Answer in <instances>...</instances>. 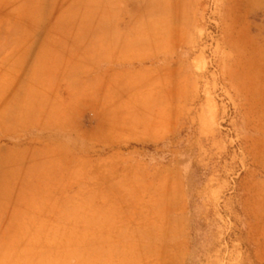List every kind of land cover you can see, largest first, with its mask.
<instances>
[{
    "label": "rangeland",
    "instance_id": "obj_1",
    "mask_svg": "<svg viewBox=\"0 0 264 264\" xmlns=\"http://www.w3.org/2000/svg\"><path fill=\"white\" fill-rule=\"evenodd\" d=\"M1 26L0 72L20 61L19 73L68 74L100 28L120 31L135 58L150 59L143 42L169 58L110 74L121 96L79 101L77 113L61 82L50 99L63 102L65 129L0 136L44 159L26 181L42 190L0 193V206H68L45 240L24 239L17 215L0 218V264H264V0H0ZM50 26L54 42L68 37L66 64L33 62ZM18 37L30 47L17 61ZM21 99L16 124L38 119ZM48 153L57 165L45 167Z\"/></svg>",
    "mask_w": 264,
    "mask_h": 264
},
{
    "label": "crops",
    "instance_id": "obj_2",
    "mask_svg": "<svg viewBox=\"0 0 264 264\" xmlns=\"http://www.w3.org/2000/svg\"><path fill=\"white\" fill-rule=\"evenodd\" d=\"M121 29L125 30L124 34H129L127 30L128 26L120 27V30ZM0 33H3L2 26L0 27ZM45 33L47 36H39V42L37 41V44L32 47L33 62L41 63V61H43L54 64L62 59L64 64H66L68 51L62 52L60 48L68 47V37L64 36L62 39L54 42L55 40L53 41L52 37L53 34L57 33V30L53 29L51 26ZM64 33H68V30L65 29ZM121 38L122 34L120 31L110 38L109 33H106L100 28L90 41H87L85 45L81 47L82 58L80 60H82V62H80V65L78 66L76 62H68V74L54 71L50 73H38L34 71V74H28L16 72L19 68L18 62H20L18 60L25 58L29 50L27 48L30 47L24 43L23 38L18 37L14 53V57L18 62L11 64L10 72L9 70L0 72V136L14 137L26 130L41 131L47 129H65L68 124H63L61 121L57 122L58 119H62V115L59 116L56 114V104L59 100H55L57 103L52 105V99H50H57L60 96L58 92H60L59 88L62 86L61 82H65L66 89L70 90V95H68V106L64 104L66 112L77 113L79 112V101L81 103L88 101V103L100 105L104 97L121 96L119 79H116L115 75L111 76L110 74H117L121 69L125 70V74H128L130 72L129 69L136 68L132 67L133 65L151 64L154 61L159 65L167 64L164 59L169 58V56L161 51L163 47L161 44L151 42L149 46V42H143L146 44V49H149L148 54H150V56L148 58L150 59L142 61L140 60L141 58L138 59L132 56V54L136 53V51H134L136 49L135 44L124 41ZM58 42L61 43V45L57 44ZM0 60H2L1 57ZM86 66L87 70L92 69L95 73L86 76L85 74L88 72L83 69ZM106 71L108 72L106 75H110L108 84H106L104 80L106 76L104 73ZM10 97L14 98V108L12 109H8L7 107ZM23 97H31L33 105L29 110L22 111L33 112L38 119H43L42 121H37L38 119L35 118L32 121L23 120L22 124H16L14 113L16 110H20V108L16 107ZM45 98H49L50 101L47 103ZM62 103L63 102L58 104L62 105ZM55 116H57L56 124L54 122H49V120L48 122L46 121L47 117ZM26 122L29 124H25ZM33 138H38V136H34ZM22 149H25V147H16L15 144L8 141L0 142V193L39 192L42 190L40 185L27 184L26 181L30 177L40 175L39 170L42 160L44 159L37 157V155L33 153L23 152L21 151ZM48 155L49 156L45 158V167H47V165L51 167L57 165V160L55 158L53 159L54 154L48 153ZM19 177L22 178L23 183H8L9 179ZM7 208L8 207H3L2 205L0 206V218L8 216L9 214H11V216L17 215L21 217L23 221L21 224V234L24 239H48V235L56 232L57 225L54 222H50V220L52 218L54 219L57 214L65 221H68V206H57L55 203L51 202H27L22 206L14 207L18 213L6 212ZM58 209H60V211H58ZM4 223L1 221V224ZM5 224L3 226H5ZM65 231H68V226L65 228Z\"/></svg>",
    "mask_w": 264,
    "mask_h": 264
},
{
    "label": "bare ground",
    "instance_id": "obj_3",
    "mask_svg": "<svg viewBox=\"0 0 264 264\" xmlns=\"http://www.w3.org/2000/svg\"><path fill=\"white\" fill-rule=\"evenodd\" d=\"M144 111V110H143ZM147 115V114H146ZM159 115V114H158ZM156 119V118H155ZM117 121V120H116ZM158 121H159V119H158ZM116 123V122H115ZM145 123V122H144ZM142 125V124H141ZM141 128V127H140ZM144 128V127H143ZM143 128H142V130H143Z\"/></svg>",
    "mask_w": 264,
    "mask_h": 264
}]
</instances>
